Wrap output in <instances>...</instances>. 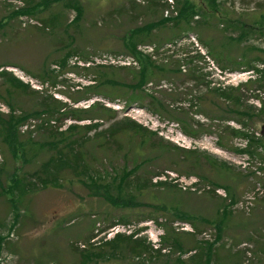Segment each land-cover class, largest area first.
I'll return each mask as SVG.
<instances>
[{
  "label": "rangeland",
  "instance_id": "374dc122",
  "mask_svg": "<svg viewBox=\"0 0 264 264\" xmlns=\"http://www.w3.org/2000/svg\"><path fill=\"white\" fill-rule=\"evenodd\" d=\"M185 1L0 0V264H264V0Z\"/></svg>",
  "mask_w": 264,
  "mask_h": 264
},
{
  "label": "trees",
  "instance_id": "16d2710c",
  "mask_svg": "<svg viewBox=\"0 0 264 264\" xmlns=\"http://www.w3.org/2000/svg\"><path fill=\"white\" fill-rule=\"evenodd\" d=\"M156 0H154V2H155ZM153 2V1H152ZM190 0H188V1H185L184 3H183V8L184 9H186V8H188V9H191V10H193V8L195 7L192 3H191V5H190ZM181 16V15H180ZM159 50V48H156V49H151V52H153L152 54H154V52H157ZM143 82H144V79H143ZM240 88H241V86L240 87H236V88H234L235 90H240ZM233 88H228L226 91H225V94L223 95V97H224V99L225 100H227V99H229V95H228V92L230 91L231 93H232V90H234ZM51 100H53V102H55L56 104H52L50 101ZM58 101L57 100H55V99H53L52 97H49V99L48 100H46L45 101V103H43V104H41L42 105V108H41V110H40V112H43L44 111V113L45 112H47V114H51V113H53L55 110H60L61 108H62V106H58ZM64 106V105H63ZM65 107V106H64ZM240 116H243V114H240ZM27 117H28V115H24L23 117H21V119H17V120H15V119H10L7 123H5V129H4V127L2 128V131L4 132V135H5V141H7L8 142V144H9V147H11V149H13V151L15 150V144H18L19 142H17L16 141V123H17V125L19 124V121H21V122H24L25 121V119H27ZM78 117L76 116L75 117V119H77ZM79 120V119H78ZM238 124H239V129H233V130H231V132H233L234 133V137H238V138H240V137H242L243 136V134H242V132L245 130L244 129V127H245V124L242 122V121H238L237 122ZM88 127H89V125H87ZM127 128L128 129H130L131 127H132V123H128L127 125ZM242 134V135H241ZM15 135V137H14V139L13 140H15V143L14 144H12L11 142H10V140H9V138L10 137H12V136H14ZM6 138H7V140H6ZM243 138H244V136H243ZM262 138V137H261ZM262 140V139H261ZM249 148H250V146H249ZM244 153H246L247 155H252L248 150L246 151V150H244L243 151ZM0 172H1V169H0ZM15 179H17V176L16 177H12V184H14V181H15ZM11 184V186H13ZM19 187V185H17V186H13L12 187V189H15L16 190V192L17 193H21V192H23V190L22 189H19L18 188ZM18 190V191H17ZM118 237V235H116L115 236V238H117ZM139 241H135V244H136V247H139L140 245H139V243H138ZM194 261V260H193Z\"/></svg>",
  "mask_w": 264,
  "mask_h": 264
},
{
  "label": "water",
  "instance_id": "95a60500",
  "mask_svg": "<svg viewBox=\"0 0 264 264\" xmlns=\"http://www.w3.org/2000/svg\"><path fill=\"white\" fill-rule=\"evenodd\" d=\"M259 136L262 137L264 139V124H262L260 126V129H259Z\"/></svg>",
  "mask_w": 264,
  "mask_h": 264
}]
</instances>
